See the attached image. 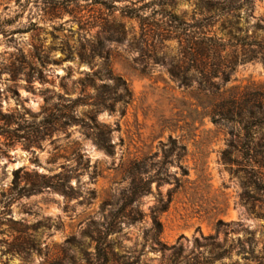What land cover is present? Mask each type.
<instances>
[{"label": "rangeland", "instance_id": "374dc122", "mask_svg": "<svg viewBox=\"0 0 264 264\" xmlns=\"http://www.w3.org/2000/svg\"><path fill=\"white\" fill-rule=\"evenodd\" d=\"M236 6L241 10L233 22L225 20L215 31L224 39L225 54L235 53L239 63L220 96H205L196 86L181 87L169 73L182 31L201 23L195 1L0 0V264H204L211 249L205 238L216 235L220 221L231 226L222 228L219 242L235 251L215 264H256L248 259L250 240L257 256L264 252V130L251 145L242 127L212 117L215 105L231 95L264 92V0ZM138 9L155 15L151 25L126 17ZM162 10L181 18L178 31ZM230 32L234 40L226 37ZM255 40L262 51L250 54L255 61H244V45L250 50ZM84 46L109 58L114 75L134 92L124 116H99L113 129L114 156L76 125L28 148L24 138L41 127L47 91L76 99L88 75L102 71L104 60L81 61ZM170 138L188 149L182 165L189 177L160 217L162 245L147 237L159 194L153 184V194L139 204L144 221L111 236L112 255L98 258L93 240L121 206L127 169L161 153ZM20 168L30 180L35 173L51 178L73 172L74 197L46 190L16 199L14 172ZM170 174L182 176L176 165ZM172 183L160 190L165 199ZM175 245L182 247L179 256L168 249ZM242 246L247 253L241 255Z\"/></svg>", "mask_w": 264, "mask_h": 264}, {"label": "trees", "instance_id": "16d2710c", "mask_svg": "<svg viewBox=\"0 0 264 264\" xmlns=\"http://www.w3.org/2000/svg\"><path fill=\"white\" fill-rule=\"evenodd\" d=\"M191 1L196 2L197 12L202 17L198 22L201 23L189 26L182 31L185 38L183 40L181 38V49L176 61L172 63L169 73L181 87L196 86L198 92L205 96H220L226 85L230 83L239 60L235 53L233 55L225 54L224 39L218 35L215 28L219 23L224 24L225 20L233 22L235 13L241 10V7H237L236 3L241 0ZM244 1L251 3L256 0ZM129 11L126 17L130 20L136 19L149 24L155 18L154 14L148 16L142 9ZM160 15L168 17L173 25L171 28L179 30L181 25L179 16L166 10H162ZM225 30L222 29L220 32L224 33ZM226 37L234 40L231 32ZM244 46L246 57L244 61H255L256 56L250 54L255 55L258 51H262L261 43L256 40L248 44L250 50H246L247 45ZM89 47L90 49L84 46L79 52L81 61L92 65L97 58L104 60L102 71L94 73L92 77L88 75L87 81L82 83L83 90L76 99L67 97L68 94L61 95L54 91H47L41 127L34 131L32 126L33 130L24 138L28 148H31L42 136H51L59 131L67 132L76 125L80 126L86 139L92 140L100 150L109 156H114L116 147L112 141L113 129L99 122V116L105 112L110 115L124 116L127 108L134 101V92L123 78L114 75L108 64L109 58L105 57L103 53L97 52L93 46ZM39 74L42 75L41 72ZM39 79L45 82L44 79ZM31 80L34 81L35 78ZM99 82L102 84L99 85ZM90 89H94L93 94L88 92ZM69 91L66 90L67 93ZM81 109L86 111L80 114ZM212 117L215 123L239 125L245 133V140L251 145H255V140L264 130V92L254 94L243 92L231 95L229 99L215 105ZM10 127L11 125L7 124V129ZM187 156V147L178 140L170 138L167 144L162 145L161 153L134 161L129 166L126 172L129 186L120 201L121 206L117 212H111V217L106 218L101 225L102 231H98V237L93 240L96 244L98 258L108 260L112 255L109 242L111 236L120 234L124 226L144 221L145 215L139 204L143 198L153 194V184H157L159 194L156 206L151 209L152 227L148 230L147 237L153 244L162 245L163 225L160 217L169 210L173 196L184 189L188 183L189 171L182 165ZM175 165L181 171V178H178L177 174H170L171 168ZM30 177L26 168H20L14 172L12 194L16 199L41 194L46 190L58 192L67 199H71L76 192V188L72 185V180L76 177L73 172L51 178L35 173V180H30ZM172 181H174L175 187L168 192L167 199H165L160 190L166 185H173ZM23 182L24 186H22ZM230 226L231 224L220 221L216 235L205 238L211 249L209 258L204 264H215L225 258L232 257L235 248L227 247L225 243L219 242L222 228ZM181 240L182 238L178 244ZM249 247L251 258L248 261L264 264V252L260 256L256 255L254 240H250ZM168 249L175 252L174 256H179V252L182 251V247L178 248L177 245ZM237 253L241 255L247 253L246 248L242 246Z\"/></svg>", "mask_w": 264, "mask_h": 264}]
</instances>
